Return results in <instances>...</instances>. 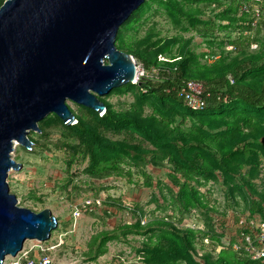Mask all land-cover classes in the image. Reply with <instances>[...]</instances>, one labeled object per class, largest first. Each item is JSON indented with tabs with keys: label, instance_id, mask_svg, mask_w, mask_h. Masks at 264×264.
I'll return each mask as SVG.
<instances>
[{
	"label": "trees",
	"instance_id": "16d2710c",
	"mask_svg": "<svg viewBox=\"0 0 264 264\" xmlns=\"http://www.w3.org/2000/svg\"><path fill=\"white\" fill-rule=\"evenodd\" d=\"M157 14L176 34L158 29ZM197 36L205 42L201 53L192 49ZM116 45L148 73L100 97L107 107L103 115L76 104V124L67 126L51 114L36 135H57L72 162L89 158L85 173L94 179L119 178L134 186L144 179L153 187V166L168 172L172 186L167 193L158 187L160 197H153L160 214L142 224L147 211L136 208L134 223L92 236L83 257L96 261L110 242L136 235L143 237L136 249L142 264H264L254 258L257 229L240 225L243 219L264 222V190L255 183L264 170V0H146L121 26ZM190 81L204 87L202 110L179 97ZM113 95L129 101L113 104ZM29 137L38 149L40 141ZM221 182L234 205L218 213L206 194L212 192L203 189ZM237 197L246 203L242 210ZM107 203L131 212L123 200ZM95 204L80 210L90 214ZM61 228L58 221L52 235Z\"/></svg>",
	"mask_w": 264,
	"mask_h": 264
},
{
	"label": "water",
	"instance_id": "95a60500",
	"mask_svg": "<svg viewBox=\"0 0 264 264\" xmlns=\"http://www.w3.org/2000/svg\"><path fill=\"white\" fill-rule=\"evenodd\" d=\"M145 2L7 0L0 7V264L58 227L51 210L22 208L10 192V171L22 169L12 159L15 143L32 149L29 133H40L50 114L76 124L68 101L103 115L100 97L137 84V61L116 40Z\"/></svg>",
	"mask_w": 264,
	"mask_h": 264
},
{
	"label": "rangeland",
	"instance_id": "374dc122",
	"mask_svg": "<svg viewBox=\"0 0 264 264\" xmlns=\"http://www.w3.org/2000/svg\"><path fill=\"white\" fill-rule=\"evenodd\" d=\"M154 21L164 35L176 34L171 23L161 14L154 16ZM151 25L152 22L141 29L138 37H143ZM190 35L191 33H188L185 37ZM204 47L205 42L200 36H197L193 41L192 49L201 53L204 51ZM137 63L140 74H147L148 71L142 63L138 61ZM127 98L113 95L109 101L113 104L125 103L129 101ZM68 105L71 110L76 109L75 103L68 101ZM178 121L182 122L181 119ZM185 125L187 128L192 127L189 119H186ZM32 133L33 139L39 140L41 146L38 149L32 146V149L25 150V147L15 143L12 159L21 164L22 169L10 171L8 177L10 192L16 195L18 205L22 208L36 213L45 209L51 210L53 216L62 224V228L54 233L48 241H26L23 251L16 258L8 256L4 264H142L136 255V249L141 246L138 242L143 237L136 235H129L127 240L120 238L110 242L108 253L96 261L87 260L82 253L87 251V244L97 233L113 230L120 224L134 223L136 217L133 212L136 208L141 207L145 212L147 211V216L143 219L142 224L151 219L152 214H160L159 211H156L158 205L152 201H154V196L155 199L160 197L158 187H163L164 193L171 189L172 182L168 177V172L165 169L150 166L148 172H151L150 175L154 181L153 187L145 186L144 179L140 180L139 186L130 185L126 180L119 178L97 180L85 173L89 158L84 161L79 159L78 162H72L71 153L62 149L57 142V135L51 139H39L36 134H40L42 131L40 133L31 131L29 136ZM69 163H72L71 167ZM243 172L248 175L247 169H244ZM255 183L259 191L264 190V170L263 175H260ZM155 186L157 189H154ZM207 190H210L212 195L206 193ZM203 192L209 196L208 199L212 206L218 208L217 212L221 213L224 207L227 208V205H234L231 202L232 199L228 198L229 195L222 182L203 189ZM108 198L123 200L131 208L132 213L123 212L113 204L107 205ZM237 200L240 201L242 210L246 203L240 197H237ZM91 203H96L95 209L92 208V213L88 214L80 210V207L83 208ZM163 205L159 204L160 207ZM105 211H108L107 216ZM214 216L220 218L219 215ZM197 226L200 227V225Z\"/></svg>",
	"mask_w": 264,
	"mask_h": 264
},
{
	"label": "built area",
	"instance_id": "2783aa9c",
	"mask_svg": "<svg viewBox=\"0 0 264 264\" xmlns=\"http://www.w3.org/2000/svg\"><path fill=\"white\" fill-rule=\"evenodd\" d=\"M138 64V63H137ZM143 76L140 74L139 70V78ZM204 94V87L195 82V81H190L187 83L186 87L183 88L179 92V97L185 101V103L194 111L197 110H202L207 106V102L203 97ZM249 224L251 227L256 228L258 231V251L256 252L254 258L257 259H264V222H260L256 219L250 220L248 223L245 219H243L240 222V225H247ZM249 244H251L250 238L247 239Z\"/></svg>",
	"mask_w": 264,
	"mask_h": 264
},
{
	"label": "clouds",
	"instance_id": "9594fccd",
	"mask_svg": "<svg viewBox=\"0 0 264 264\" xmlns=\"http://www.w3.org/2000/svg\"><path fill=\"white\" fill-rule=\"evenodd\" d=\"M139 80H140V79H139ZM139 80H138V81H139ZM137 83H138V82H137Z\"/></svg>",
	"mask_w": 264,
	"mask_h": 264
}]
</instances>
